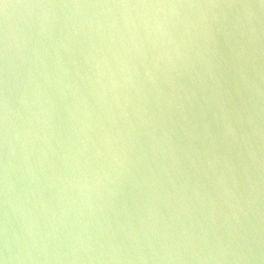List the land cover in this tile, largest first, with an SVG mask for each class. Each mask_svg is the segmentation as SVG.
<instances>
[{
    "label": "water",
    "instance_id": "water-1",
    "mask_svg": "<svg viewBox=\"0 0 264 264\" xmlns=\"http://www.w3.org/2000/svg\"><path fill=\"white\" fill-rule=\"evenodd\" d=\"M0 264H264V0H0Z\"/></svg>",
    "mask_w": 264,
    "mask_h": 264
}]
</instances>
